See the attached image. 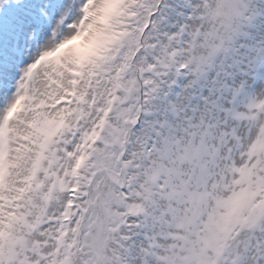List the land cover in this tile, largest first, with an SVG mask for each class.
<instances>
[{"label":"snow or ice","instance_id":"snow-or-ice-1","mask_svg":"<svg viewBox=\"0 0 264 264\" xmlns=\"http://www.w3.org/2000/svg\"><path fill=\"white\" fill-rule=\"evenodd\" d=\"M0 264H264V0H0Z\"/></svg>","mask_w":264,"mask_h":264}]
</instances>
